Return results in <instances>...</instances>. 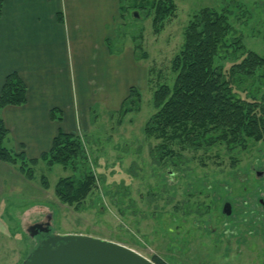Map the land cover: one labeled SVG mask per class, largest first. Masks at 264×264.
I'll use <instances>...</instances> for the list:
<instances>
[{
  "label": "rangeland",
  "instance_id": "1",
  "mask_svg": "<svg viewBox=\"0 0 264 264\" xmlns=\"http://www.w3.org/2000/svg\"><path fill=\"white\" fill-rule=\"evenodd\" d=\"M153 1H121L116 36L108 43L113 51L130 52L127 80L137 85L140 95L128 104L132 111L126 114L101 102L92 106L88 132L80 133L83 154L73 168L76 171L40 161L28 180L17 167L0 161V168L4 166L0 169V264H22L42 240L39 232L31 236L28 227L45 222L51 235L99 237L165 264H264V242H252L255 237H250V242H204L207 236L192 221L202 225L212 216L214 224V214L186 213L191 201L203 200L204 193H195L204 191L205 184L212 186L209 194L215 198L221 191L217 184H228L232 176L247 174L260 160L258 152L264 151V143L250 140L243 150H228L222 144L207 151H180L176 144L172 147L181 157L175 165L168 158L158 159L156 145L161 140L143 131L154 112L153 91L173 82L171 60L181 48L183 31L192 16L206 7L229 15L232 31L215 60L226 68L241 54L233 52L235 40L244 49L263 52L264 0H172L174 11L164 17L158 32L152 26ZM135 10L139 18L131 17ZM234 94L264 98V68L256 76H236ZM3 144L13 148L7 140ZM83 174L93 175L94 184L80 206L62 203L54 192L57 180L72 175L79 179ZM44 178L47 188L41 184ZM258 211L253 216L257 220ZM241 228L247 230L244 225Z\"/></svg>",
  "mask_w": 264,
  "mask_h": 264
},
{
  "label": "trees",
  "instance_id": "2",
  "mask_svg": "<svg viewBox=\"0 0 264 264\" xmlns=\"http://www.w3.org/2000/svg\"><path fill=\"white\" fill-rule=\"evenodd\" d=\"M121 1L124 0H118L120 17ZM151 5L154 10L152 26L158 32L164 17L171 15L175 6L172 0H154ZM1 6L2 0L0 9ZM133 12L140 16L139 11ZM231 31L229 15L209 7L194 14L185 27L181 48L171 60V71L175 75L173 82L171 85L161 84L153 91L154 112L143 128L147 136L161 140L156 145L158 159L168 158L176 165L181 157V153H176L172 147L176 144L180 145V151H207L222 144L233 150L244 148L250 140H264V98L246 99L234 94L236 76H256L258 70L264 68V49L260 54L244 49L240 41L235 40L233 52L241 51V54L226 68L217 65L216 57L227 45L226 37ZM107 46L110 53L118 51H113L109 43ZM141 56L146 57V54ZM139 95L137 87L130 86L119 108L120 113L132 111L128 104ZM25 101L23 80L16 72L7 74L0 90V109L7 105L19 106ZM58 112L53 109L51 117L60 120ZM8 138V130L0 118V161L17 167L28 180L33 178V167L40 161L48 166L70 167L75 172L73 168L77 167L83 154L80 134L58 131L50 148L38 158H28L23 150L4 147L3 143ZM72 176L60 177L54 192L62 203L78 206L92 188L94 176L83 174L79 179ZM41 184L43 188L48 187L45 178ZM151 260L165 264L156 257Z\"/></svg>",
  "mask_w": 264,
  "mask_h": 264
},
{
  "label": "crops",
  "instance_id": "3",
  "mask_svg": "<svg viewBox=\"0 0 264 264\" xmlns=\"http://www.w3.org/2000/svg\"><path fill=\"white\" fill-rule=\"evenodd\" d=\"M118 18V0H2L0 90L11 72L26 86L24 104L0 109L14 150L38 158L58 131L88 132L97 102L121 107L133 85L130 52L107 46Z\"/></svg>",
  "mask_w": 264,
  "mask_h": 264
},
{
  "label": "flooded vegetation",
  "instance_id": "4",
  "mask_svg": "<svg viewBox=\"0 0 264 264\" xmlns=\"http://www.w3.org/2000/svg\"><path fill=\"white\" fill-rule=\"evenodd\" d=\"M262 142L264 143V140ZM239 148L240 150L244 149L243 147ZM258 154L260 160L255 161L256 165L249 167L247 174L232 176L233 179L228 180V184L216 183L221 191L215 198L209 194L212 187L210 184L204 185V191L195 193L196 195L204 193V198L202 201H191L192 207L186 213L191 211V214L195 213V216L205 214L208 216L214 214L215 216L214 224L211 223L212 216H209L202 225L193 219V226L201 228L207 236L202 241L216 242L219 239V242H250V237H255L252 242H264V223H261L264 222V151L258 152ZM257 181H262L263 184H257ZM252 198H255L253 202L250 201ZM237 205H241L240 208H237ZM257 211L258 220L253 217ZM245 223L247 224L245 225ZM256 224L258 225L255 228ZM241 225L247 227V230L243 231ZM49 232L48 230V232H39L38 234L42 235L41 239H43L49 235Z\"/></svg>",
  "mask_w": 264,
  "mask_h": 264
},
{
  "label": "water",
  "instance_id": "5",
  "mask_svg": "<svg viewBox=\"0 0 264 264\" xmlns=\"http://www.w3.org/2000/svg\"><path fill=\"white\" fill-rule=\"evenodd\" d=\"M131 17L138 14L131 12ZM48 222L28 227L31 236L48 232ZM22 264H156L139 252L117 242L83 234H49Z\"/></svg>",
  "mask_w": 264,
  "mask_h": 264
}]
</instances>
